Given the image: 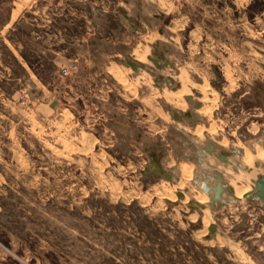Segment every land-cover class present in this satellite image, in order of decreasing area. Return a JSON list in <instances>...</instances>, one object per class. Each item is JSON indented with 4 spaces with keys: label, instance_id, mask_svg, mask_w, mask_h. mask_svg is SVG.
<instances>
[{
    "label": "rangeland",
    "instance_id": "rangeland-1",
    "mask_svg": "<svg viewBox=\"0 0 264 264\" xmlns=\"http://www.w3.org/2000/svg\"><path fill=\"white\" fill-rule=\"evenodd\" d=\"M26 2L27 7L32 6L25 13L26 6H22L24 16L15 29L11 33L0 29V264H264V239L255 235L264 230V202L244 198L242 191L251 193L252 183L238 185L257 179L264 170L255 168L252 175L239 178L230 172V179L235 177L234 196L239 199L232 196L228 200L229 189L223 197L226 202L214 207L209 193L207 201L198 199L200 193L205 194L202 185L199 190L191 186L192 197L201 191L196 207L207 203L205 212L198 209L193 214L190 198L173 195L177 187L141 174L148 160L144 147L157 141L143 132L148 130L145 123L138 124L146 116L137 113L136 117L132 110L144 105L139 100L128 102V114L121 115L127 126L116 132L107 130L104 119L110 118L104 115L95 129L86 124L62 125L61 106L71 109L78 101L92 102L96 99L93 93L100 101L111 96L105 109L113 100L132 97L131 93L126 98L118 95L122 85L103 72L108 62L104 59L88 73L75 74L73 82L70 78L77 65L63 67L55 62V50L68 57L82 54L81 41L88 40V33L97 32L91 46L98 44L99 37L117 46L128 39L129 49L120 64L133 78L129 83L133 87L141 84L147 98L153 94L161 101L163 97V92L154 91L156 81L151 76L132 72L124 63L136 57L133 43L138 38L119 24L118 6L123 0ZM17 3L18 9L21 1ZM252 3L256 13L264 10V0ZM13 6V0H0V26ZM3 38L7 44L12 41L9 45L25 65V72L7 53ZM145 61L156 69L153 62ZM7 74L12 76L8 83ZM136 120L143 127L140 141L132 131ZM238 124L224 125L221 132L228 137L226 146L247 141L260 148ZM79 130L96 136L88 138ZM80 144H87L90 150L81 153ZM261 155L264 160L263 151ZM252 158L245 161L249 164ZM192 172L187 168L185 176L191 178ZM201 175L195 173L196 179ZM171 198L176 204L169 202ZM203 215L205 223L199 227L197 221ZM211 223L218 232L207 240L204 235H209Z\"/></svg>",
    "mask_w": 264,
    "mask_h": 264
},
{
    "label": "crops",
    "instance_id": "crops-1",
    "mask_svg": "<svg viewBox=\"0 0 264 264\" xmlns=\"http://www.w3.org/2000/svg\"><path fill=\"white\" fill-rule=\"evenodd\" d=\"M20 1L17 9V0H13L14 6L8 19L0 26L3 32L11 33L24 16L26 8H31V4L26 6L27 0ZM252 2L253 0H123L118 6L119 24L128 27L131 36L138 38L133 43V54L136 57L132 58L133 61L127 60L124 63L132 72L141 71L151 76L156 81V86L153 85L152 88L163 92V97L161 101L153 94L147 98V90L141 84L133 87L129 83L131 76L120 64L122 56L129 49L128 39L120 40L117 46V43H110L105 37H99L98 44L91 46L89 42L97 32L88 33V40L81 41L82 54H78L77 58L68 57L64 52L55 50V62L63 67L77 65L76 73L70 78L73 82L75 74L88 73L98 60L104 59L108 62L105 63L103 72H107L122 85L124 94L120 91L118 95L126 98L125 95L131 93L132 97L121 101L113 100L115 102L111 101L108 109H105L104 104L108 103L111 96H103V102L93 93L96 99L92 102H86V99L78 101L71 109L61 106L62 125L86 124L87 128L95 129L98 118L104 115L110 118V121L104 119L108 124L107 130L116 132L120 126H127L125 122L122 123L121 115L128 114V102L137 99L144 105L133 108V112L146 116L142 120H136L135 127H132V131L137 133L135 139H144V132L157 141L154 145L144 147L148 160L141 170L143 176L177 187L173 195L179 199H186V196L190 198L193 214L198 209L204 212L207 209V203L203 208L196 207L199 202L197 196L203 191L202 188L200 192H195L194 197L190 194L191 186L198 190L200 187L195 173L204 172V180L209 185L216 184L214 180H210L214 175H221L224 186L231 189L232 194L235 193V177L230 179L229 174H239L237 164L243 166L241 172L249 175L254 173L255 168L264 170V160L259 157L264 152V10L259 11L261 13L251 10ZM22 6H26L24 13L21 12ZM93 9L96 10L94 7ZM248 12H253V15ZM5 42L6 39L3 38L1 43L7 53L14 57L25 72V65L9 45L12 41L9 40V44ZM146 59L153 62L155 70L149 68ZM128 61L139 67L134 69ZM5 79L8 83L12 76L7 74ZM118 95L115 94L114 97L118 99ZM72 98L74 100L73 96ZM69 114L71 117H68ZM137 121L138 124L140 121L145 123L148 130L142 132L140 128L143 127ZM229 122L240 123L238 127L244 126L248 139L258 141L260 148L251 147L247 141H241L244 146L240 142L226 146L228 137L221 131ZM79 133L88 138L95 135L82 130ZM87 144L79 145L81 153L86 149L90 150ZM206 147H210L211 151ZM221 154L226 155L227 162L219 157ZM246 157L257 159L252 158V162L246 164ZM154 163L160 166V173L154 172ZM185 168L193 171L191 178L185 176ZM167 175L171 179H167ZM261 176L264 173L259 174L258 179ZM254 181L255 177H252L238 185H250ZM220 201L224 202L222 199L218 202ZM169 202L176 204L173 198ZM210 203L212 207L215 206L212 205L211 196ZM204 223L205 215L197 221L199 227H203ZM213 226L214 233L211 232ZM208 229L209 235L207 233L204 237L211 240L217 234L218 227L211 223ZM255 235L264 239V230Z\"/></svg>",
    "mask_w": 264,
    "mask_h": 264
},
{
    "label": "water",
    "instance_id": "water-1",
    "mask_svg": "<svg viewBox=\"0 0 264 264\" xmlns=\"http://www.w3.org/2000/svg\"><path fill=\"white\" fill-rule=\"evenodd\" d=\"M129 65L131 67H133L134 69H137L139 67L138 64L128 61ZM142 66V65H141ZM208 151H211L210 147H207ZM227 161V160H225ZM155 164V169L154 172L155 173H160L161 172V168L158 164ZM167 179H171L170 176H165ZM204 189L205 191H209V188L204 185ZM224 190V187L221 183V179L220 177L218 178V184L216 187H214V192H215V197H211V201H212V205L214 206L216 202H218L219 200L222 199V192ZM248 198L250 199H254V198H258L264 201V176L259 177L258 181L256 182V186L254 187L253 191L251 193L247 194ZM214 226L211 228V232L214 233Z\"/></svg>",
    "mask_w": 264,
    "mask_h": 264
},
{
    "label": "flooded vegetation",
    "instance_id": "flooded-vegetation-1",
    "mask_svg": "<svg viewBox=\"0 0 264 264\" xmlns=\"http://www.w3.org/2000/svg\"><path fill=\"white\" fill-rule=\"evenodd\" d=\"M205 149H207V147L205 148ZM208 150V149H207ZM206 151V150H205ZM237 152H239V153H241V151H237ZM219 157L223 160V161H225V160H227V157H226V155L225 154H221V155H219ZM227 162V161H226ZM202 163L203 164H205V161H202ZM244 163H246V161L244 160ZM246 164H248V163H246ZM236 166H238V168H239V174H236V175H241V174H246V173H243V172H241L242 170H243V166L241 165V164H237ZM206 168H208V165H206ZM202 173V175L199 177V181H200V185H202L201 186V188L203 189V191H205V189H204V185H206L208 188H209V191L207 192V191H205L206 193H209L208 195H209V197L211 196V197H215V192H214V187H216L217 186V184H218V178L220 177V179H222L221 177V175H219V176H216V175H214L210 180H214L215 182H216V184L215 185H209V182H204L203 180H204V177H205V175H204V172H201ZM203 179V180H202ZM252 179V178H251ZM258 179V178H257ZM257 179H255V181H254V186H255V184H256V181H257ZM202 182H204L203 184H202ZM221 183H222V185H223V187H224V190H223V192H222V200L224 201V202H226V199H223V197H226V194H228L227 192H228V187H226V186H224V184H223V182H222V180H221ZM208 184V185H207ZM254 186H253V188H254ZM231 190V189H230ZM230 194V196H228V200H230V197H234V199L236 198V199H239L238 197H235L233 194H232V190L229 192ZM248 194V193H247ZM247 194H246V196H244V198H246V199H250V198H248V196H247ZM250 200H257V199H250ZM260 201H261V199H260ZM262 202H264L263 200H262Z\"/></svg>",
    "mask_w": 264,
    "mask_h": 264
},
{
    "label": "bare ground",
    "instance_id": "bare-ground-1",
    "mask_svg": "<svg viewBox=\"0 0 264 264\" xmlns=\"http://www.w3.org/2000/svg\"><path fill=\"white\" fill-rule=\"evenodd\" d=\"M238 178H239V177H238ZM253 186H254V185H253ZM246 191H247V192H246ZM249 191H250L249 189H245V190L242 191V193L247 194ZM235 193H236V189H235ZM233 195H234V193H233ZM198 199H199L201 202L207 201V199H208V195L206 194V192H205V194H204V193H200L199 196H198Z\"/></svg>",
    "mask_w": 264,
    "mask_h": 264
},
{
    "label": "built area",
    "instance_id": "built-area-1",
    "mask_svg": "<svg viewBox=\"0 0 264 264\" xmlns=\"http://www.w3.org/2000/svg\"><path fill=\"white\" fill-rule=\"evenodd\" d=\"M75 68V67H74ZM67 70H65V72H66Z\"/></svg>",
    "mask_w": 264,
    "mask_h": 264
}]
</instances>
